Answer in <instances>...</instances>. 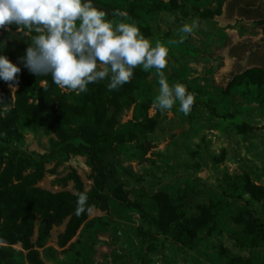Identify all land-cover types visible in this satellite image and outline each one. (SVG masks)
I'll return each mask as SVG.
<instances>
[{"label":"rangeland","instance_id":"obj_1","mask_svg":"<svg viewBox=\"0 0 264 264\" xmlns=\"http://www.w3.org/2000/svg\"><path fill=\"white\" fill-rule=\"evenodd\" d=\"M232 1L145 0L136 22L124 6L107 3L102 8L92 0L113 26L134 23L150 46L160 42L166 47L164 78L170 86L184 85L194 102L187 115L179 111L178 102L168 110L157 108L156 70L139 65L133 69L140 78L139 89L127 100L119 122L133 120L135 106L144 103L157 126L121 156L119 176L129 202L121 204L111 196L106 209L91 210L64 248L58 246V236L67 220L55 226L45 247L38 249L44 264H264V234L253 231L248 222L253 212L264 224V202L249 195L214 201L240 177L248 176L264 187V81L259 84L250 78L264 77V55L245 53L260 43L264 21L239 16L231 9ZM116 11L123 15H114ZM258 14L264 16V6ZM193 20L197 26L192 33L179 32ZM13 27L0 30V41L6 42L0 54L21 67L17 58L25 54L22 38L27 40L32 32ZM182 35L186 37L182 43L174 42ZM10 83L2 81L0 98L11 94L15 100L19 87H9ZM24 134L23 140L9 146V154L16 151L38 159L49 153L54 133L36 126L26 127ZM72 171L90 190L92 171L80 155L48 160L38 186L75 193L74 182L68 179ZM165 206L178 213L168 231L160 226ZM198 220L200 225L195 224ZM177 223L187 227L186 244L175 239L181 229ZM39 224L37 218L33 241ZM14 248L18 264H29L26 251L20 245Z\"/></svg>","mask_w":264,"mask_h":264},{"label":"trees","instance_id":"obj_2","mask_svg":"<svg viewBox=\"0 0 264 264\" xmlns=\"http://www.w3.org/2000/svg\"><path fill=\"white\" fill-rule=\"evenodd\" d=\"M94 1L101 7L107 3H118L124 6L123 10L136 22L140 19L145 2ZM263 6L264 0H233L231 3V9H238L240 15L249 19L263 17L264 21V16L258 14ZM32 35L35 33L32 32L27 40L22 38L24 51ZM253 53L257 54V51ZM20 69L15 84L19 87L15 100L11 94L0 98V264H18V252L14 248L16 245L26 251L29 264H44L38 249L45 247L55 226L67 220L64 231L58 236V246L64 248L77 235L91 210L106 209L111 196L121 204L129 202L128 192L119 176L121 156L134 149L131 144L139 136L155 129L157 120L147 115L148 105L139 103L135 106L133 120L119 122L127 100L139 89L140 78L133 73L127 83L116 89L109 90V80L105 78L88 84L86 92L77 94L67 87L64 91L52 82L50 75L36 76L30 73L23 62ZM250 78L259 84L264 81L260 74H253ZM36 126L55 135L49 153L38 159L20 155L16 151L9 154V146L24 139L25 128ZM70 155L86 157L93 177L91 189L85 190L83 181L75 171L68 175V179L74 182L75 193L51 192L39 187L46 162ZM81 192L87 195L86 211L76 216V199ZM244 195H249L255 202H264V187L252 183L248 176L240 177L236 184L214 201L218 203ZM249 215L248 222L252 230L264 234V224L253 212ZM37 218L40 224L37 238L33 241ZM177 218V211L171 206H165L161 214V228L168 231L170 223L177 222ZM195 224L200 225V220ZM179 226L181 229L177 230L175 239L186 244L183 236L187 227L183 224Z\"/></svg>","mask_w":264,"mask_h":264},{"label":"clouds","instance_id":"obj_3","mask_svg":"<svg viewBox=\"0 0 264 264\" xmlns=\"http://www.w3.org/2000/svg\"><path fill=\"white\" fill-rule=\"evenodd\" d=\"M114 15H123L119 11ZM106 13L93 6L92 0H0V29L9 25L23 27L35 35L18 57L25 68L36 76H51L60 87L86 92L87 85L107 78L109 90L127 83L138 65L144 70L155 69L159 94L155 106L161 110L179 104V111L187 115L194 96L181 83L171 86L161 71L166 66L167 48L160 42L155 46L145 39L134 23L120 22L113 26ZM197 22L183 24L179 32L190 34ZM185 36H181L182 43ZM6 47L0 41V53ZM20 67L0 54V80H18ZM86 193H78L74 215L86 211Z\"/></svg>","mask_w":264,"mask_h":264},{"label":"flooded vegetation","instance_id":"obj_4","mask_svg":"<svg viewBox=\"0 0 264 264\" xmlns=\"http://www.w3.org/2000/svg\"><path fill=\"white\" fill-rule=\"evenodd\" d=\"M261 32H262V44H264V24L261 26ZM257 49V50H256ZM254 51H257L258 54L257 55H264V46H259L258 48L254 47L252 50H249L248 54L249 55H254L255 53H253Z\"/></svg>","mask_w":264,"mask_h":264},{"label":"crops","instance_id":"obj_5","mask_svg":"<svg viewBox=\"0 0 264 264\" xmlns=\"http://www.w3.org/2000/svg\"><path fill=\"white\" fill-rule=\"evenodd\" d=\"M237 13H238V15L239 16H241V17H244V16H242V15H240V13H239V11H238V9H234ZM263 17H260V18H256L257 20H259V19H262ZM251 19H253V18H251ZM263 38V37H262ZM262 38H261V40H262ZM259 46L260 45H262L263 46V44H262V42L260 41V43L258 44ZM256 47V46H255ZM248 48H250V47H248ZM257 48V47H256ZM257 50V49H256ZM248 52H249V49H248V51L246 52V57L247 56H249V54H248ZM258 53V52H257ZM264 58V57H263Z\"/></svg>","mask_w":264,"mask_h":264}]
</instances>
